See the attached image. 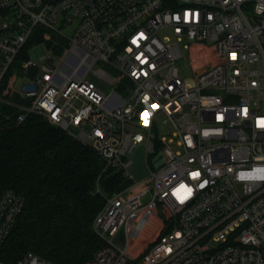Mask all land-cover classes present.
<instances>
[{"label":"built area","instance_id":"obj_1","mask_svg":"<svg viewBox=\"0 0 264 264\" xmlns=\"http://www.w3.org/2000/svg\"><path fill=\"white\" fill-rule=\"evenodd\" d=\"M37 30L52 52L42 65L19 60ZM184 41L193 59L213 52L194 84L176 67ZM0 91L18 123L38 113L133 180L107 197L104 244L83 264H132L135 239L133 264H264V0H0ZM159 114L172 137H159ZM140 143L163 161L137 182ZM24 206L0 197V252ZM0 264L56 263L29 251Z\"/></svg>","mask_w":264,"mask_h":264},{"label":"trees","instance_id":"obj_2","mask_svg":"<svg viewBox=\"0 0 264 264\" xmlns=\"http://www.w3.org/2000/svg\"><path fill=\"white\" fill-rule=\"evenodd\" d=\"M40 39L37 30L32 40ZM19 58H27L24 50ZM3 98L21 101L17 93ZM20 112L0 101V197L13 191L25 198L0 259L15 263L31 251L56 264H83L104 244L95 219L107 197L133 180L38 113L18 123Z\"/></svg>","mask_w":264,"mask_h":264},{"label":"rangeland","instance_id":"obj_3","mask_svg":"<svg viewBox=\"0 0 264 264\" xmlns=\"http://www.w3.org/2000/svg\"><path fill=\"white\" fill-rule=\"evenodd\" d=\"M169 32L170 31L168 29L161 31L160 36L166 35ZM185 44H188V41H184V43H182L183 57L177 60L176 67L179 70L180 76L187 83L194 84L195 83V76L203 73L205 70H207L213 64V59H211L213 52L208 50L207 52L202 54V58H200V59L194 58L193 59L190 57V50L187 49V47H185ZM202 47L206 48V45L204 44ZM24 53H25L27 58H30L31 60L36 62L38 65L44 64V60H42V58L46 59L48 56L52 55V52H51L49 46L45 42L33 41L32 38L26 44V46L24 48ZM61 64H62V59H60L58 56L55 58L54 63L53 64L48 63V66H50V67H52V66L57 67L58 66L59 67V66H61ZM100 66H102L107 71H110V68L107 65L101 64ZM96 67L97 66H95V68ZM88 78L96 81L99 84V86H101V88L106 93H109L113 88V86L111 84L105 82L104 80L97 79L92 72L89 73ZM31 82H32L31 77H29L28 75H24V76L18 75L16 85H17V87H20L23 84H29ZM118 90L120 92L124 93V89L121 85L118 87ZM124 95L127 96L126 93H124ZM165 118L166 117L164 114H159L157 117L158 135H159V137L160 136H166L167 138H170L173 136V131L176 128L171 123H165L164 122ZM158 150H159L158 154H156L154 156H150L149 163H148V157H147V153H146L145 143H140L137 146L136 150L128 156V158L132 160V164L129 167V172L135 181L139 182V181L143 180L144 178H146L149 174L150 167L157 168L158 164L161 161H163V156L160 153L161 152L160 146H158ZM146 200L147 199H145V201ZM105 204H106V202H105ZM157 209L159 210L158 212L160 214L163 213V209H162L161 204H158ZM153 220H154V222L155 221L157 222V220H155V219H153ZM154 222H152L151 224L153 225L152 226L153 229H156L157 228L156 225L158 223L156 224ZM141 245L142 244L138 240H136V239L133 240L132 246H131V249L129 252V256L131 257V263L132 264L135 260L134 258L137 256L136 250Z\"/></svg>","mask_w":264,"mask_h":264},{"label":"snow or ice","instance_id":"obj_4","mask_svg":"<svg viewBox=\"0 0 264 264\" xmlns=\"http://www.w3.org/2000/svg\"><path fill=\"white\" fill-rule=\"evenodd\" d=\"M261 126H264V122H261Z\"/></svg>","mask_w":264,"mask_h":264}]
</instances>
